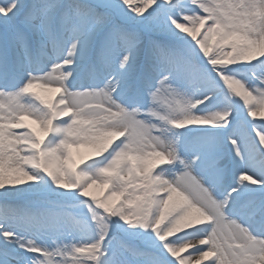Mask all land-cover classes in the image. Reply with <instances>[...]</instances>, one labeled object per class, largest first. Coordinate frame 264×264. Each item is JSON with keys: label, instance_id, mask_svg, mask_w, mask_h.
Instances as JSON below:
<instances>
[{"label": "snow or ice", "instance_id": "obj_1", "mask_svg": "<svg viewBox=\"0 0 264 264\" xmlns=\"http://www.w3.org/2000/svg\"><path fill=\"white\" fill-rule=\"evenodd\" d=\"M0 264H264V0H0Z\"/></svg>", "mask_w": 264, "mask_h": 264}]
</instances>
